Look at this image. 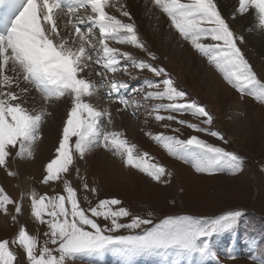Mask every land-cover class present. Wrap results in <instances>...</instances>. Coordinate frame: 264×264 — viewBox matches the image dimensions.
<instances>
[{
    "label": "snow or ice",
    "instance_id": "snow-or-ice-1",
    "mask_svg": "<svg viewBox=\"0 0 264 264\" xmlns=\"http://www.w3.org/2000/svg\"><path fill=\"white\" fill-rule=\"evenodd\" d=\"M145 5L157 23L165 16L178 40L206 58L241 99L264 105V75L246 57L245 37L231 25L237 15L251 12L264 30V0H238L231 19L221 14L217 0H145ZM159 60L128 0H0V170L17 177L16 161L34 158L44 138L49 109L68 105L61 138L40 180L49 192L27 193L30 216L43 226L42 234L19 222L25 194L14 198L0 185V213L19 224L13 238L0 239V264H104L109 252L121 264H134L142 255L159 256L164 264H224L213 237L235 231L244 209L212 216L165 213L157 220L154 211L134 214L118 198L93 203L87 194L98 189L89 187L79 161L100 148L154 182L168 184L174 175L115 127L126 113L136 120L143 115L140 131L196 173L243 170L242 156L201 138L229 142L214 128L209 106L192 98ZM138 79L142 84L132 87ZM150 122L163 130L154 132ZM183 128L196 134L182 138ZM253 247L249 258L264 264V242L253 241ZM226 259L235 260L236 253L227 252Z\"/></svg>",
    "mask_w": 264,
    "mask_h": 264
},
{
    "label": "rangeland",
    "instance_id": "rangeland-1",
    "mask_svg": "<svg viewBox=\"0 0 264 264\" xmlns=\"http://www.w3.org/2000/svg\"><path fill=\"white\" fill-rule=\"evenodd\" d=\"M159 25L161 26V24ZM159 25H155L157 26L156 29H154L155 26L149 27V39L147 41L149 47L157 56H166V64L167 62L176 64V70L171 71L169 67H165L177 77L179 84L192 98L209 106L215 116L214 128L221 131L229 142L223 144L222 141L215 137L207 134L199 135L209 143L223 146L227 150L242 156L244 158L243 170L235 175L227 173L215 175L196 173L190 165L168 156L160 146L140 131L142 127H145L143 115L140 116L139 120H136L130 113H126L121 119H117L118 122H116L115 127L118 130L125 131L127 138L136 143L141 151H148L163 163L176 169L175 171L173 170L174 175L168 184L154 182L138 170L126 167L122 158L100 148L85 160L79 161V166L88 178L89 187H97L98 189L95 194L90 191L87 194L93 203L97 202V198H118L134 214L146 216L149 211H154L157 220L162 218L165 213L212 216L234 208L244 209L246 215L237 229L233 232L214 236L213 244L219 250L220 246L217 244L220 243V240H223L222 251L218 253L223 254L224 264H253V261L249 258L253 255L249 254L250 250L254 248L253 241L257 244L264 242V105H260L252 98L249 100L247 98L241 99L240 94L235 89L224 83L221 74L207 62L206 58L199 56L187 42L179 41L177 34L173 30L168 36L167 34L165 35ZM261 31L264 33V30ZM176 41L178 44H176ZM242 47L246 57L253 64L258 74L264 75V53L250 47L247 39H245ZM135 54L144 55L139 50H135ZM190 56H195L196 58ZM196 61H198V64L204 61L207 68L204 71H197L199 69ZM177 72H181V74ZM210 75L211 79H208L207 77L210 78ZM93 77L98 80L94 73ZM141 84L142 80L140 79L131 82L132 87H139ZM211 88L215 90L212 91ZM102 94L103 90H101ZM67 110L68 105L64 103L49 109L52 115L46 120L44 125L43 135H46L39 144L41 147L38 146L34 158L19 159L14 165V169L20 172L22 163L25 162L28 165L29 162L32 178L29 174L22 175L24 178L28 176L31 179L29 191L35 189L40 193L49 192V188L42 185L40 180L44 175L46 163L55 154L54 149L58 146L61 138ZM183 118L193 120L190 114H185ZM53 126H56L55 129H53ZM48 127L51 128L49 129ZM149 127L154 132L163 130L152 122H150ZM53 130L55 132L57 130V132L55 133ZM182 132V138L196 134L188 128H183ZM46 149L48 153L45 152ZM43 153L48 155L44 157ZM158 153L162 154L164 160L160 159ZM34 162L36 163L34 164ZM186 167L190 168V172L187 171ZM106 176H112L113 178L111 177V180L108 179L110 181L108 182ZM126 176L127 180L125 181L122 178ZM7 183L4 179L0 180V185L10 192ZM77 185H79V181H77ZM57 191H61V189L57 188ZM24 206L27 207L25 208L27 210L18 218L19 222L25 224L30 232L38 231L42 234L43 226H38L30 216V199L27 195H24ZM0 216L6 222L5 226H0V239L13 238L18 231L19 224H14L10 216H5L2 213H0ZM100 222L104 223L103 220ZM124 222L127 221L125 220ZM120 234H124L123 230ZM226 237H230L232 240H229L228 243L224 242ZM238 240L239 242L241 241L240 244L244 247V250L238 246ZM228 251L236 253L235 260L226 259ZM154 257L157 258L158 256Z\"/></svg>",
    "mask_w": 264,
    "mask_h": 264
},
{
    "label": "bare ground",
    "instance_id": "bare-ground-1",
    "mask_svg": "<svg viewBox=\"0 0 264 264\" xmlns=\"http://www.w3.org/2000/svg\"><path fill=\"white\" fill-rule=\"evenodd\" d=\"M128 3L131 7V11L133 12L134 14V18L137 20L139 26H140V30L141 32L143 33L145 39L148 41L149 39V27H153L155 26L156 24L159 25L161 24L160 27H162V30L163 32H165V35L172 32L171 29H168V21H167V18L165 16H161L160 18V21L157 23L155 21V19L150 16L149 14H147L146 12V5H145V0H128ZM217 3H218V7L220 8L221 10V14L225 17V18H229L231 19V15L232 13L234 12L235 8L238 7V0H217ZM147 7H150V5H148ZM155 11V10H153ZM231 25L232 27L234 28L235 31L237 32H240L243 34V36L245 37V39H247V43L249 44L250 47H252L253 49L257 50V51H260V52H263L264 53V33H262L261 30L258 29V25H257V22H256V19L254 17V15L250 12L249 14H244V15H237L234 19H231ZM157 26H155L154 29H156ZM251 29V30H250ZM152 30V29H151ZM154 31V30H152ZM150 31V32H152ZM162 32V33H163ZM151 36V35H150ZM165 37V36H164ZM152 38V37H151ZM166 38V37H165ZM168 38V37H167ZM172 38V37H171ZM170 38V39H171ZM175 39V38H174ZM173 40V39H172ZM152 41V40H151ZM178 41V40H177ZM176 41V44H178ZM150 43V42H149ZM181 43V42H180ZM152 44V43H151ZM186 45V44H185ZM244 45V44H243ZM151 46V45H150ZM152 47V46H151ZM179 47V46H178ZM177 47V48H178ZM185 47V46H184ZM188 48V47H187ZM152 50V49H151ZM183 50V49H182ZM178 51V50H177ZM186 51V50H185ZM249 51V50H247ZM161 52V50H160ZM189 53V51H187ZM250 52V51H249ZM164 53V51H163ZM164 55V54H162ZM194 55V54H192ZM197 56V55H195ZM195 56H190V57H195ZM160 58L159 62L166 66V67H169V69L172 70H176V64L173 63V62H167V64L165 63V57L163 56H158ZM175 57V56H174ZM170 58V57H169ZM168 58V59H169ZM196 58V57H195ZM198 58V57H197ZM199 59V58H198ZM193 61V60H192ZM195 61V60H194ZM200 61V60H199ZM197 62V68L199 70L197 71H204L207 67H206V64L205 62H201L198 64V61ZM166 64V65H165ZM196 64V63H195ZM178 67V66H177ZM180 70V69H179ZM183 71V70H182ZM178 73V72H177ZM178 74H181V72H179ZM203 74V73H201ZM208 74V72H207ZM212 74V73H210ZM206 75V74H205ZM215 75V74H214ZM181 76V75H180ZM204 77V76H203ZM94 78V77H93ZM177 78V77H176ZM208 79H211V75H210V78L207 77ZM216 79V78H215ZM205 80V79H204ZM208 82V81H207ZM212 82V81H211ZM223 82V81H222ZM206 83V82H205ZM225 83V82H224ZM211 85V84H210ZM218 86V85H217ZM225 86V84H224ZM213 88V87H212ZM211 88V89H212ZM215 88V87H214ZM218 88V87H217ZM224 89V87H223ZM222 89V90H223ZM227 89V88H226ZM196 90V89H195ZM215 90V89H212V91ZM220 90V89H219ZM229 90V89H228ZM218 91V90H217ZM221 91V90H220ZM223 92V91H221ZM209 99V98H208ZM248 100L250 98H247ZM213 101V100H212ZM241 102V101H240ZM248 102V101H247ZM209 104V103H208ZM252 104V103H251ZM216 106V105H215ZM260 106V105H259ZM214 108V107H213ZM64 109V108H63ZM56 112V111H55ZM216 113V112H215ZM258 113V112H257ZM56 115V113H55ZM259 116V115H258ZM53 117V116H52ZM57 117V116H56ZM257 119V118H256ZM260 120V119H259ZM118 122V121H116ZM52 125V124H51ZM50 126V124H49ZM121 126V125H120ZM54 127V126H53ZM56 127V126H55ZM55 127L53 129H55ZM49 128V127H48ZM47 128V129H48ZM51 128V127H50ZM49 128V129H50ZM123 128V126H122ZM53 132H55L53 130ZM57 132V130H56ZM55 132V133H56ZM45 134V133H44ZM53 134V133H52ZM46 135V134H45ZM44 135V136H45ZM48 135V134H47ZM55 135V134H54ZM58 135V134H57ZM56 137V136H55ZM49 138V137H48ZM53 138V136H52ZM46 140V139H45ZM49 140V139H48ZM47 140V141H48ZM54 140V139H52ZM54 143V142H53ZM46 145V144H44ZM39 147H41L39 145ZM47 147H48V144H47ZM54 147V146H53ZM49 149V148H48ZM40 150V148H39ZM44 151V150H43ZM45 152H47V149L45 150ZM44 152V153H45ZM159 152V150H158ZM43 153V154H44ZM48 153V152H47ZM160 155V159L164 160V157L162 156L161 153H158ZM41 155V154H39ZM45 155H48V154H44V157H46ZM43 157V158H44ZM39 158V157H38ZM36 160V159H35ZM36 161H39L38 159ZM33 162V161H32ZM36 162H34L35 164ZM35 166V165H34ZM31 166L28 162V165L24 163H22V168L20 170V172H18V176L17 177H8L7 174L5 172H3V170H0V180L4 179V181L8 182V186H9V193L10 195H12L14 198H17L19 199L21 197V193H24L25 195L27 191L30 190L29 188V185H30V177L32 178V176L30 175L31 173ZM170 168L172 170H176L174 169L173 167L170 166ZM187 171L190 172V168L189 167H186ZM176 173L178 174V172L176 171ZM27 175L29 174V178L28 176L26 178H24L23 176L24 175ZM23 175V176H22ZM33 175V174H32ZM193 175V173H192ZM111 177L112 176H106L107 180H111ZM194 177V175H193ZM113 178V177H112ZM122 179H124L125 181L127 180V176L126 177H123ZM108 180V182H110ZM130 180V179H129ZM128 182V181H127ZM111 185V183H110ZM19 195V196H17ZM27 207L24 206V211L27 210L25 209ZM6 225V222L5 220L0 216V226H5ZM229 240L231 241V238L230 237H226L224 242H229ZM222 243H223V240H220V243H218L217 245L220 246L219 250H217V247L215 246V249L219 252V251H222L221 248L223 247L222 246ZM231 243V242H230ZM238 246L240 247V249H243L244 247L240 244V242L238 241ZM244 250V249H243ZM229 252V251H228ZM255 250L253 248V250H250L249 254H254ZM248 253V252H247ZM220 256H221V259L223 257V254L219 253ZM105 262L104 264H121V259L115 255H113L111 252L109 253H106L105 256ZM214 261H207V264H213ZM134 264H164L163 260L161 259V257H157L155 258L154 256H151V255H142V256H138L135 258V262ZM183 264H187V261H184ZM193 264H196V261L194 260L193 261Z\"/></svg>",
    "mask_w": 264,
    "mask_h": 264
}]
</instances>
